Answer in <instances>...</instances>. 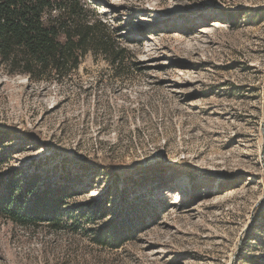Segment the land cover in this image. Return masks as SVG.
Segmentation results:
<instances>
[{
	"label": "rangeland",
	"instance_id": "rangeland-1",
	"mask_svg": "<svg viewBox=\"0 0 264 264\" xmlns=\"http://www.w3.org/2000/svg\"><path fill=\"white\" fill-rule=\"evenodd\" d=\"M82 1L123 78L0 65V191L69 189L57 229L0 217V264H264V0Z\"/></svg>",
	"mask_w": 264,
	"mask_h": 264
},
{
	"label": "trees",
	"instance_id": "trees-1",
	"mask_svg": "<svg viewBox=\"0 0 264 264\" xmlns=\"http://www.w3.org/2000/svg\"><path fill=\"white\" fill-rule=\"evenodd\" d=\"M87 55L102 58L117 71L114 77L123 78L119 70L127 50L82 0H0V65L8 74L32 83H62ZM37 182L35 177L20 186L9 180L0 191V217L22 227L47 223L57 229L69 189L40 191ZM118 229L96 241L106 244L110 238L117 248L127 230Z\"/></svg>",
	"mask_w": 264,
	"mask_h": 264
}]
</instances>
